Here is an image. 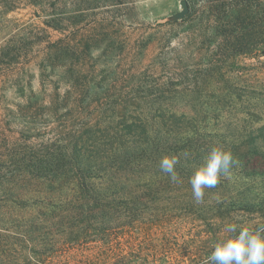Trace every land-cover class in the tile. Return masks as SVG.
Listing matches in <instances>:
<instances>
[{
  "label": "trees",
  "instance_id": "1",
  "mask_svg": "<svg viewBox=\"0 0 264 264\" xmlns=\"http://www.w3.org/2000/svg\"><path fill=\"white\" fill-rule=\"evenodd\" d=\"M23 1L46 0H0V15ZM216 1L205 0L206 14L189 31L185 48L176 56L175 65L181 70L175 83L199 93L210 80L219 79L241 95L240 88L227 83L225 74L240 68L239 55H264V0L257 4L234 0L239 5L234 20L222 16L232 6L226 0ZM215 12L218 15L211 22ZM43 41L41 65L64 71L65 90L61 94L56 89L50 101L36 98L19 104L20 112L39 111L52 118L53 125L49 127L52 136L35 143L28 132L31 121H24V147L17 168L24 181L35 180L60 197L62 191L67 193L49 213L40 212L42 219L21 218L17 231L8 232L5 240L0 238V264H58L54 258L60 248L84 246L99 252L95 264H182L188 258L201 259L204 249L193 248L190 241L213 243L226 222L231 223L229 207L237 203L235 199L227 202L224 194L215 197L214 188L205 190L203 203L192 198L189 178L203 163L212 135L200 132L198 119L189 134L177 129L180 118L176 116L168 124L169 118L159 110L150 113L158 115L156 120L143 109L134 113L142 107L136 97V75L100 68V58L89 55L88 41L73 44L69 35L51 41L48 34H41L38 43ZM228 149L239 155L243 168L253 160L249 155L254 158L257 152L243 142H231ZM165 154L180 157L177 171L182 183H172L160 171L159 161ZM169 197H178L194 219L204 223L198 234L180 243L174 241L177 229L167 231L171 226L162 212L166 207L160 204ZM239 203L238 210H257L256 203ZM151 206L154 215L146 218ZM149 230L151 235L155 230L160 241L149 240Z\"/></svg>",
  "mask_w": 264,
  "mask_h": 264
},
{
  "label": "rangeland",
  "instance_id": "2",
  "mask_svg": "<svg viewBox=\"0 0 264 264\" xmlns=\"http://www.w3.org/2000/svg\"><path fill=\"white\" fill-rule=\"evenodd\" d=\"M182 1L189 7L184 15ZM258 1L263 0L252 3ZM226 2L232 8L222 16L234 20L239 5L234 0ZM204 3L205 0H46L36 4L23 1L0 15V238L5 240L8 232L17 231L21 218L42 219L40 212L49 213L54 209L53 203L64 199L67 193L62 191L60 197L35 180L24 181L17 168L24 147V121H31L28 132L35 143L51 137L49 127L53 125V119L39 111L20 112L19 104L36 98L50 101L56 89L61 94L65 90L64 71L41 65L42 46L46 44L38 43L41 34H48L51 41L65 35L73 44L88 41L89 55L100 58V68L136 75V97L142 107H133L134 113L143 109L156 120L158 115L150 113L159 110L169 118L168 124L176 116L180 118L177 129L189 134L198 119V129L212 135L208 137L212 145L223 144L228 149L231 142H243L250 151H257L254 158L249 155L253 160L246 168L240 166L239 155L234 156L238 165L233 167L230 177L222 176L212 191L215 197L224 194L227 202L237 201L229 207L231 223L238 218L253 226L254 222H264V55H239L236 61L240 68L226 72L227 83L240 88L241 95L228 90L219 79L210 80L199 93L175 83V75L181 70L175 65V58L185 48L189 31L196 29L201 16L206 14ZM217 15L215 12L211 22ZM209 33L213 35V30ZM239 201L256 203L257 210H238ZM160 204L166 207L162 212L171 226L167 231L177 229L175 242L198 234V229L204 227L178 197L162 199ZM154 211L151 206L145 217L152 218ZM149 231V240L160 241L155 230L152 235ZM190 242L193 248H203L205 254L201 259L188 258L181 263L205 260L212 243ZM97 253L86 246L62 247L54 261L95 264Z\"/></svg>",
  "mask_w": 264,
  "mask_h": 264
},
{
  "label": "clouds",
  "instance_id": "3",
  "mask_svg": "<svg viewBox=\"0 0 264 264\" xmlns=\"http://www.w3.org/2000/svg\"><path fill=\"white\" fill-rule=\"evenodd\" d=\"M182 155L187 158L188 153ZM180 157L175 154H165L159 161V169L166 174L172 183H182L177 171ZM238 160L230 149L223 144L210 147L204 161L195 168L189 178L193 199L203 203L205 190L215 188L221 177H230ZM212 250L203 264H264V222L227 223L220 235L212 243Z\"/></svg>",
  "mask_w": 264,
  "mask_h": 264
},
{
  "label": "water",
  "instance_id": "4",
  "mask_svg": "<svg viewBox=\"0 0 264 264\" xmlns=\"http://www.w3.org/2000/svg\"><path fill=\"white\" fill-rule=\"evenodd\" d=\"M182 4H183V7H184V10L182 11V15L186 14L188 11H189V7L186 3V1H182Z\"/></svg>",
  "mask_w": 264,
  "mask_h": 264
}]
</instances>
